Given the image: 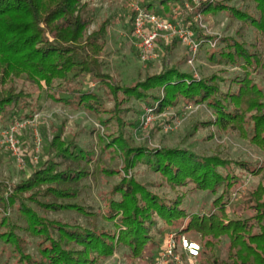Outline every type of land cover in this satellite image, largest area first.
I'll list each match as a JSON object with an SVG mask.
<instances>
[{
	"label": "trees",
	"instance_id": "16d2710c",
	"mask_svg": "<svg viewBox=\"0 0 264 264\" xmlns=\"http://www.w3.org/2000/svg\"><path fill=\"white\" fill-rule=\"evenodd\" d=\"M227 1L197 6L192 0H146L141 5L170 17L175 8L187 11L189 2L204 18L228 14L253 28L258 39L250 44L205 36L193 13L183 22L200 47L219 40L220 50L212 49L209 56L212 63L239 68L242 75L199 79L174 67L123 85L106 73L103 55L111 21L90 32L94 16L86 0H0V125L10 129L33 119L34 96L17 88L24 79L63 108L95 117L104 130L101 153L122 165L120 170L100 166L96 153L78 144L77 135L63 138L64 127L51 128V141L42 129L46 144L41 167L18 184L0 181V242L17 264H104L118 249L134 262L152 264L157 256L151 252L161 251L171 232L177 238L200 239V264H264V89L254 78L256 72L264 73V0H248L255 5L253 13ZM131 25L133 34V17ZM181 104L205 106L213 119L197 129L237 132L263 153V160L253 164L181 146L133 143L131 133L141 124L128 120L131 113L160 115ZM140 167L159 180L139 182L135 171ZM97 174L119 179L100 210L113 231L73 226L35 210L96 216L89 207L70 202L79 197L77 186ZM246 176L260 178L249 191L244 190ZM162 188L175 196L158 194ZM188 192L212 197L210 209L192 211L186 204ZM30 238L36 241L37 258L27 253ZM224 239L228 246L221 252Z\"/></svg>",
	"mask_w": 264,
	"mask_h": 264
},
{
	"label": "rangeland",
	"instance_id": "374dc122",
	"mask_svg": "<svg viewBox=\"0 0 264 264\" xmlns=\"http://www.w3.org/2000/svg\"><path fill=\"white\" fill-rule=\"evenodd\" d=\"M143 1L146 0H86L90 4V9L93 11L94 16V24L90 32L94 31L101 23L107 20L111 21L108 31V42L103 56L106 62V73L119 83L132 85L143 80L147 75H156L165 68L174 67H178L182 72L192 74L199 79L209 78L214 75L220 77L242 75V71L239 68L220 66L209 60L212 49H214L212 47L213 42L201 47L196 42L198 51L193 58L192 50L189 47L180 43L174 45L172 42L161 41L158 43L157 61L143 64L140 60L137 41L132 34L131 25L133 17L132 6L134 4L140 5ZM196 1L202 2V0ZM192 3L194 4V2ZM227 4L248 13H253L255 8V5L248 0H228ZM174 10L170 17L165 18H172ZM178 13L182 25L189 14L193 13L194 20H198V26L204 35L208 37L220 39L235 38L240 42L250 44L258 39V34L253 28L244 25L241 21L228 14L204 18L197 15L195 11L188 13L187 11L178 10ZM215 41L217 42L215 52H218L220 43L219 40ZM262 50L264 52V47ZM189 61H193V65H190ZM254 78L264 89V73L258 71L254 74ZM88 84L92 89L96 88L95 84ZM17 88L34 96L32 102L35 107V113L33 119H25L17 123L19 125L27 123L24 127H19L15 132L18 154L13 153L8 147L7 138L10 130L0 125V181L18 184L28 178L33 170L41 167L43 150L46 144L41 130L46 129L49 141H51L53 138L51 128L53 126L64 127L63 138L65 139L77 135L78 144L83 149L94 151L100 166L108 169L120 170L122 168L119 160L110 159V157L101 153L99 136L104 133V130L100 127L95 117L63 108L47 99L46 91H38L37 88L24 79L17 82ZM37 99L38 101L36 102ZM132 106L136 111H142L140 105L132 104ZM35 118L36 121H33ZM153 118L152 123L146 126V116L144 114L131 113L128 116L129 121H139L141 124V128L138 131L131 133L133 143L136 146L143 144L150 148L181 146L200 155L208 157L220 155L225 159L253 164L263 160V153L237 132L223 133L214 128L197 129V125L200 122H208L213 119L211 111L205 106H194L185 109L181 104L176 108L168 109L163 114L154 115ZM90 169L94 171L95 167L91 166ZM135 176L139 182L144 184L159 180L157 176L145 167L138 168L135 171ZM259 182V177L246 176L244 190L254 189ZM118 183V178H106L97 174L77 186L79 197L70 203L89 207L96 216L84 217L74 212L47 213L36 207L35 210L51 220L61 221L73 226L80 225L88 228L96 226L113 231L112 224L106 223L101 219L100 210L103 207L106 194ZM156 192L168 197L175 196L167 188L158 189ZM187 196L186 204L192 208V211L210 209L212 197L198 192H188ZM10 216L17 219L14 211L10 213ZM30 241L32 243L27 248V253L37 258L36 241L32 238H30ZM192 241L202 246L200 239L194 238ZM2 246L0 242V264H17L16 260L9 257L10 251L6 247L5 250L4 248L2 249ZM227 246V240H222L220 244L221 252ZM159 250L156 249L151 252L152 256H157L160 253ZM199 258L200 256L194 261V264H200ZM104 264L149 263L147 261L134 262L127 258V252L124 249H118L114 256Z\"/></svg>",
	"mask_w": 264,
	"mask_h": 264
},
{
	"label": "built area",
	"instance_id": "2783aa9c",
	"mask_svg": "<svg viewBox=\"0 0 264 264\" xmlns=\"http://www.w3.org/2000/svg\"><path fill=\"white\" fill-rule=\"evenodd\" d=\"M207 0L196 1L192 0L197 6L201 5ZM133 35L137 41V49L139 51L140 60L143 64L157 61L158 59V43L178 41L180 44L189 47L192 50L193 58L198 51L196 41L194 40V33L187 27L182 25L179 20L178 8L174 10L172 18H165L156 15L155 13L143 8L140 4L133 6ZM187 12H192L193 9L188 2L186 4ZM198 20H196L197 22ZM217 42L212 43L215 48ZM193 65V61H189ZM192 107H185L189 109ZM154 114L148 111L145 119V124L148 126L153 121ZM36 121V118L33 120ZM27 123L21 125L16 124L9 130L7 144L10 150L18 154L17 141L15 139V132L19 127H24ZM39 144L40 140L38 139ZM201 245L197 242L187 239L186 237L177 238L174 232L167 235L164 246L157 255L154 264H194V261L201 254Z\"/></svg>",
	"mask_w": 264,
	"mask_h": 264
}]
</instances>
